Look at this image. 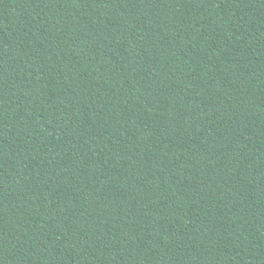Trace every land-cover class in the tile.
Wrapping results in <instances>:
<instances>
[{
    "label": "trees",
    "instance_id": "trees-1",
    "mask_svg": "<svg viewBox=\"0 0 264 264\" xmlns=\"http://www.w3.org/2000/svg\"><path fill=\"white\" fill-rule=\"evenodd\" d=\"M0 264H264V0H0Z\"/></svg>",
    "mask_w": 264,
    "mask_h": 264
}]
</instances>
